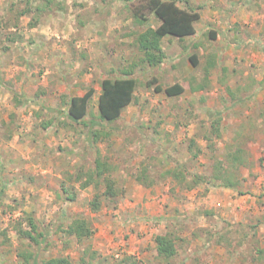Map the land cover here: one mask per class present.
Here are the masks:
<instances>
[{
    "label": "rangeland",
    "instance_id": "374dc122",
    "mask_svg": "<svg viewBox=\"0 0 264 264\" xmlns=\"http://www.w3.org/2000/svg\"><path fill=\"white\" fill-rule=\"evenodd\" d=\"M53 1L0 0V183L7 184L0 202V264H46L59 257L71 264H264L257 251L264 250V0H179L181 6L184 1L203 6L198 33L183 41L166 37L168 61L160 67L135 66L139 102L128 106L117 122L105 123L111 137L95 145L89 128L58 111L66 110L70 97L93 87L86 121L98 120L102 80L118 78L139 64L131 32L155 28L158 22L153 18L138 28L119 0ZM24 10L33 12L19 17ZM194 54L198 67L189 59ZM210 55L216 56L218 67L208 89L177 97L156 92V84L165 88L188 77L201 78ZM223 67L229 69L225 77ZM153 79L158 83L149 86ZM228 87L246 100L233 105ZM14 95L29 102L16 106ZM191 104L199 119L187 113ZM209 110L224 116L215 152L201 137ZM192 138L202 149L197 158ZM232 143L245 147L250 160L240 171L238 194L218 190L209 197L205 185L187 192L166 176L177 163L187 174L208 175ZM98 154L117 168L113 176L121 194L116 207L104 201L93 213L89 202L96 190L81 189L79 183L75 202L58 199L63 173L93 169ZM143 170L153 178L163 176L146 188L135 180ZM138 186L151 192H139ZM235 198L244 200L242 214L234 210ZM218 202L221 208L214 207ZM24 213L38 221L46 243L36 246L16 234ZM80 216L94 229L84 245L91 246L95 258L83 254L65 232ZM226 223L231 224L225 237L231 245L208 242L207 230H220ZM169 230L177 231L182 248L166 263L155 255L154 237ZM247 233L249 239L239 244ZM23 252L31 254L29 262L20 256Z\"/></svg>",
    "mask_w": 264,
    "mask_h": 264
},
{
    "label": "trees",
    "instance_id": "16d2710c",
    "mask_svg": "<svg viewBox=\"0 0 264 264\" xmlns=\"http://www.w3.org/2000/svg\"><path fill=\"white\" fill-rule=\"evenodd\" d=\"M125 4L130 12L134 24L138 28L147 26L154 18L157 20V27H149L144 31L131 32L134 33L136 48L140 52L141 56L138 60L139 64L133 65L131 70H124L122 75L118 78H107L102 80L101 93L98 100L99 116L98 120L93 119L86 121L90 114V106L95 95V89L93 87H87L86 92L82 96H72L68 100L66 110H59V115H64L73 123L83 124L89 128V138L95 145L103 140H108L111 137V131L106 130V124H113L117 122L123 111L130 105L139 102L136 92L140 87V80L134 76V68L141 66L142 69H156L168 61V56L164 49V41L167 36L173 39L183 41L187 38L195 36L197 33V24L202 19V5H194L189 1H184V5L179 4V0H119ZM213 1V0H206ZM53 0H48V5H52ZM62 8V7H61ZM63 9V8H62ZM33 12V10H24L18 13L19 17H23L26 14ZM30 27H36L35 24H29ZM133 35V34H132ZM210 37L215 39L216 34L210 32ZM190 62L194 67H198L200 64L199 57L194 54L190 56ZM136 66V67H135ZM218 67L217 58L215 55H210L205 65L203 66L202 77H188L182 81L175 82L172 85L162 87L158 83L157 79H153L148 85L152 86L156 84V92L164 93L168 97H177L183 95L187 90L192 93H198L202 90L210 87L209 81L212 71ZM223 76L229 74V69L223 67L221 69ZM233 105H238L245 101L246 98L234 93L230 87L227 88ZM250 100V96L247 98ZM16 106H22L29 102L26 98L23 100L22 96L14 95ZM205 98L200 96V101L204 102ZM187 111L189 115H192L195 119H199L198 113H196V107L194 104ZM208 126H203L202 140L207 142V148L213 152L217 151L216 142L222 138L221 125L224 119L223 112L220 110L207 111ZM106 123V124H105ZM192 148V156L197 158L202 149L197 143V138H192L190 141ZM248 157V151L245 147L232 143L225 147L223 157L217 159L211 167L210 173L202 174H187L183 170L180 164H175L174 168L166 172V176L171 179L177 186L182 187L187 192H192L198 187L205 185V193L209 192V187L234 189L239 190L242 185L241 169L250 165ZM117 168L101 158L100 154L95 162L93 169L84 171V169H77L76 172L65 171L63 173V179L60 180V188L57 190V198L64 201V203H73L77 200V187L75 184L79 183L81 189H87L93 187L96 191L94 197L89 202L90 210L93 213L99 212L103 207V202L112 203L116 207L120 192L117 186V182L113 176V171ZM163 174L160 176L162 178ZM159 177L153 178L150 171L143 170L142 173L135 176L137 183L149 188L158 183ZM7 184L3 181L0 183V202L6 198ZM207 216H212V212L207 211ZM26 221V225L22 222ZM17 227H15L16 234L25 240V242H31L36 246H40L41 243L47 242V235L44 231L40 230L38 221L28 213H24V217H19ZM231 224H225L220 230L213 231L207 230L208 242H213L216 245H231L225 238L227 233L232 231ZM252 227V226H250ZM256 228L255 226H253ZM28 228L29 230H27ZM240 230V229H239ZM238 230V231H239ZM236 233L238 232L235 229ZM66 234L73 238L75 243L82 247V253H91V256L95 258L96 254L90 252L91 246L84 245V242L92 237L94 229L91 222L84 217H77L68 225L65 229ZM255 233V232H254ZM176 230H169L164 234H157L154 237L155 241V255L164 260L166 263H171L172 259L176 258L180 254L182 248V241L179 236L176 235ZM250 235L247 233L241 240H238L239 244L244 243L249 239ZM179 241V243H177ZM236 241V240H231ZM227 242V243H226ZM246 242V241H245ZM241 243V245H242ZM258 257L264 258V250L257 248ZM20 256L31 259V254L23 252ZM37 257V256H36ZM36 257L33 255L32 260L36 261ZM256 260L259 261L257 258ZM129 262V260H127ZM29 262V261H28ZM46 264H71L68 258H53L45 262ZM121 263V262H120ZM123 261L121 264H124ZM136 264V262H130ZM129 263V264H130Z\"/></svg>",
    "mask_w": 264,
    "mask_h": 264
},
{
    "label": "crops",
    "instance_id": "0c3cea01",
    "mask_svg": "<svg viewBox=\"0 0 264 264\" xmlns=\"http://www.w3.org/2000/svg\"><path fill=\"white\" fill-rule=\"evenodd\" d=\"M37 28H33V30H36ZM198 33V32H197ZM167 37H170V36H167ZM138 188H139V192H143V193H145V194H149L151 191H149L148 189H146V188H143L142 186H138ZM144 190V191H143ZM215 190H217L216 192H213V191H215ZM218 190H221V191H223V193L224 194H229V193H237L238 194V191L237 190H234V189H224V188H216V187H212V186H210L209 187V192H208V194H209V197H210V195L211 194H214V193H217L218 192ZM144 194V195H145ZM242 196V195H241ZM247 197H249L248 195H246ZM243 197V196H242ZM235 201H233L234 203H236L235 205H237V206H235V211H240V213L242 214V211H243V208L241 207V204H243V202H244V200L243 199H234ZM251 201V200H250ZM250 203H252V201L250 202ZM250 207H251V204L249 205ZM214 207H219V208H221L222 207V203H220V202H218L217 204H215L214 203ZM239 213V214H240ZM145 233H147V232H145ZM132 237V236H131ZM146 238H148V236L146 237Z\"/></svg>",
    "mask_w": 264,
    "mask_h": 264
}]
</instances>
